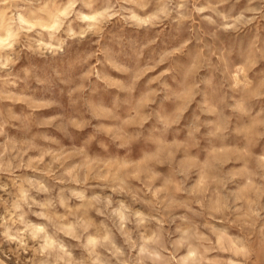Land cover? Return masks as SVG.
Listing matches in <instances>:
<instances>
[{"label":"rangeland","instance_id":"1","mask_svg":"<svg viewBox=\"0 0 264 264\" xmlns=\"http://www.w3.org/2000/svg\"><path fill=\"white\" fill-rule=\"evenodd\" d=\"M0 264H264V0H0Z\"/></svg>","mask_w":264,"mask_h":264}]
</instances>
